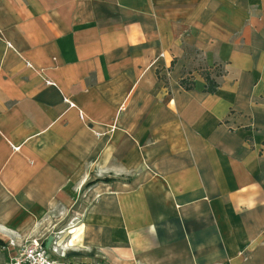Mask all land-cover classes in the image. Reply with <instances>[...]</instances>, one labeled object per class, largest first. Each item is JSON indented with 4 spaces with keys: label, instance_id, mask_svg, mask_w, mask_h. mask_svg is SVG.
I'll return each mask as SVG.
<instances>
[{
    "label": "crops",
    "instance_id": "obj_1",
    "mask_svg": "<svg viewBox=\"0 0 264 264\" xmlns=\"http://www.w3.org/2000/svg\"><path fill=\"white\" fill-rule=\"evenodd\" d=\"M30 242L264 264V0H0V264Z\"/></svg>",
    "mask_w": 264,
    "mask_h": 264
},
{
    "label": "built area",
    "instance_id": "obj_2",
    "mask_svg": "<svg viewBox=\"0 0 264 264\" xmlns=\"http://www.w3.org/2000/svg\"><path fill=\"white\" fill-rule=\"evenodd\" d=\"M53 247V245H52ZM9 264H66L63 254L54 248L46 249L42 245H26L19 251L17 257Z\"/></svg>",
    "mask_w": 264,
    "mask_h": 264
},
{
    "label": "trees",
    "instance_id": "obj_3",
    "mask_svg": "<svg viewBox=\"0 0 264 264\" xmlns=\"http://www.w3.org/2000/svg\"><path fill=\"white\" fill-rule=\"evenodd\" d=\"M222 70V66L218 65L214 66L213 68H204L200 72V75L205 83L203 87L204 93L213 94L216 92L218 88L216 78L222 76ZM179 85L184 91H190L194 87L192 79L188 76H185L184 74H181Z\"/></svg>",
    "mask_w": 264,
    "mask_h": 264
},
{
    "label": "rangeland",
    "instance_id": "obj_4",
    "mask_svg": "<svg viewBox=\"0 0 264 264\" xmlns=\"http://www.w3.org/2000/svg\"><path fill=\"white\" fill-rule=\"evenodd\" d=\"M26 245H41V244L38 243V242H30V243L23 244L22 246L18 247V248L15 250V252H14L13 255L11 256V258H9V261H8L7 263H5V264H9V262L11 261V259L17 257L19 251H21V249L24 248V246H26ZM42 246H43V245H42ZM57 249L61 251V248H60V247H58Z\"/></svg>",
    "mask_w": 264,
    "mask_h": 264
}]
</instances>
